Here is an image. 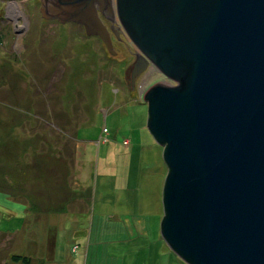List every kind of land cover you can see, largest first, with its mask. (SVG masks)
<instances>
[{
    "label": "rangeland",
    "instance_id": "rangeland-1",
    "mask_svg": "<svg viewBox=\"0 0 264 264\" xmlns=\"http://www.w3.org/2000/svg\"><path fill=\"white\" fill-rule=\"evenodd\" d=\"M0 3L16 6L0 20V264H186L160 236L167 167L142 99L165 78L148 68L129 89V44L111 55L40 0Z\"/></svg>",
    "mask_w": 264,
    "mask_h": 264
},
{
    "label": "water",
    "instance_id": "water-1",
    "mask_svg": "<svg viewBox=\"0 0 264 264\" xmlns=\"http://www.w3.org/2000/svg\"><path fill=\"white\" fill-rule=\"evenodd\" d=\"M39 13L111 55L102 19L118 22L135 48L125 76L165 78L142 99L167 167L169 249L186 264H264V0H40Z\"/></svg>",
    "mask_w": 264,
    "mask_h": 264
},
{
    "label": "flooded vegetation",
    "instance_id": "flooded-vegetation-1",
    "mask_svg": "<svg viewBox=\"0 0 264 264\" xmlns=\"http://www.w3.org/2000/svg\"><path fill=\"white\" fill-rule=\"evenodd\" d=\"M1 1V0H0ZM7 2V1H6ZM2 3H4V1L2 2ZM1 4V3H0ZM10 7L8 8L7 7V4L4 6V7H2V8H0V20H1V18H3V17H5L6 18V15H7V13H11V12H13V10H14V7H16L15 5H13V4H10L9 5ZM102 21H103V23H104V25L106 26V28L108 29V31H109V35H110V38H111V42H112V44H129L132 48H133V50H132V54H133V59H132V61L134 60V58H135V48L133 47V45L130 43V41L127 39V37L125 36V34L123 33V31H122V29H121V27H120V25H119V23L118 22H110V21H108V20H106V19H102ZM111 26V27H110ZM114 31V32H113ZM115 32L118 34V36H116V34H115ZM132 61H130V63L132 62ZM129 63V64H130ZM128 64V65H129ZM148 68H152V69H154L152 66H148L147 67V69ZM146 69V70H147ZM143 73V72H142ZM141 73V74H142ZM140 74V75H141ZM139 75V76H140ZM139 76H137L136 77V79L139 77ZM125 78V77H124ZM127 79H128V81H127V84H128V87H129V89H133V87H134V83H135V81H134V83H131V80H130V78H129V76H127ZM135 79V80H136Z\"/></svg>",
    "mask_w": 264,
    "mask_h": 264
},
{
    "label": "trees",
    "instance_id": "trees-1",
    "mask_svg": "<svg viewBox=\"0 0 264 264\" xmlns=\"http://www.w3.org/2000/svg\"><path fill=\"white\" fill-rule=\"evenodd\" d=\"M35 198V197H34ZM30 196V200L29 202H31V204L33 203L34 199ZM8 260L10 261L11 264H42V262L40 260L34 259L32 257H30L29 255H23V254H19V253H11L8 257ZM4 264H9L8 262H4Z\"/></svg>",
    "mask_w": 264,
    "mask_h": 264
},
{
    "label": "crops",
    "instance_id": "crops-1",
    "mask_svg": "<svg viewBox=\"0 0 264 264\" xmlns=\"http://www.w3.org/2000/svg\"><path fill=\"white\" fill-rule=\"evenodd\" d=\"M3 218L5 219H9V218H12V217H15L18 218L20 216H22L21 212L16 210V209H13L12 210H8V209H3V214H2ZM49 248L51 249V255L52 257L55 256V249H56V245H55V241L53 240V242H51V244L49 245ZM68 264V263H66Z\"/></svg>",
    "mask_w": 264,
    "mask_h": 264
}]
</instances>
